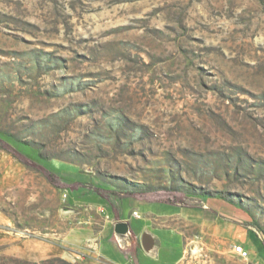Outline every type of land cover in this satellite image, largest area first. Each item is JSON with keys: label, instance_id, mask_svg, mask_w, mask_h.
Returning <instances> with one entry per match:
<instances>
[{"label": "rangeland", "instance_id": "1", "mask_svg": "<svg viewBox=\"0 0 264 264\" xmlns=\"http://www.w3.org/2000/svg\"><path fill=\"white\" fill-rule=\"evenodd\" d=\"M139 201L218 218L178 264H264V0H0V228L115 264L90 245Z\"/></svg>", "mask_w": 264, "mask_h": 264}, {"label": "crops", "instance_id": "2", "mask_svg": "<svg viewBox=\"0 0 264 264\" xmlns=\"http://www.w3.org/2000/svg\"><path fill=\"white\" fill-rule=\"evenodd\" d=\"M141 214L139 217L130 215V208H121V217L108 220L104 216V226L99 230V239L90 246L107 261L115 264H129V258L114 242L115 224L127 221L130 224V235L127 242L137 238L131 247V257L136 264H178L183 255L184 245L189 236V229H203L218 218L213 216L211 207H184L170 202L133 203ZM76 234L80 231L73 229ZM42 233V232H41ZM132 235V236H131ZM150 239L149 246L143 243L144 237ZM130 245V246H131ZM76 247V243L73 244ZM0 248L5 256L19 257L31 262H40L54 256H64L63 245L47 240L37 232L19 236L13 233L11 225L0 228Z\"/></svg>", "mask_w": 264, "mask_h": 264}, {"label": "trees", "instance_id": "3", "mask_svg": "<svg viewBox=\"0 0 264 264\" xmlns=\"http://www.w3.org/2000/svg\"><path fill=\"white\" fill-rule=\"evenodd\" d=\"M10 152H12L16 157L20 158L25 163H27V164H33V165L37 166L38 168H40L41 170H43L44 172H46V174L48 175V177L51 180L54 179V173L52 171L46 169L45 167H43V165H41L40 163H37L35 161H32L31 159H25L24 157H22V154L20 152H18V151L10 150ZM116 217L118 218V211L116 212ZM59 260L60 261H64L60 257H52V258L44 259V260H42L40 262H31L29 260L23 259V262L26 263V264H50V263H54L55 261H59Z\"/></svg>", "mask_w": 264, "mask_h": 264}, {"label": "water", "instance_id": "4", "mask_svg": "<svg viewBox=\"0 0 264 264\" xmlns=\"http://www.w3.org/2000/svg\"><path fill=\"white\" fill-rule=\"evenodd\" d=\"M115 232L117 235V238L126 241L129 238L130 235V224L127 221H117L115 224ZM143 243L145 246H149L150 239L146 236L143 239Z\"/></svg>", "mask_w": 264, "mask_h": 264}, {"label": "built area", "instance_id": "5", "mask_svg": "<svg viewBox=\"0 0 264 264\" xmlns=\"http://www.w3.org/2000/svg\"><path fill=\"white\" fill-rule=\"evenodd\" d=\"M136 216H140V214L137 211H134L133 213ZM120 244H122V240L118 239ZM233 251L235 254L239 255L240 258L243 259H249L251 256V250L249 248H247L244 244H235L233 246Z\"/></svg>", "mask_w": 264, "mask_h": 264}]
</instances>
